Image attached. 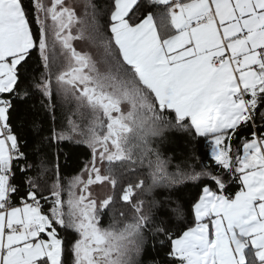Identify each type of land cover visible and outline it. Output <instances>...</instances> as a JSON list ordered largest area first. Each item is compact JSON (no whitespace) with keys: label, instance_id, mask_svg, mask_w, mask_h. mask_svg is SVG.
Returning a JSON list of instances; mask_svg holds the SVG:
<instances>
[{"label":"snow or ice","instance_id":"snow-or-ice-1","mask_svg":"<svg viewBox=\"0 0 264 264\" xmlns=\"http://www.w3.org/2000/svg\"><path fill=\"white\" fill-rule=\"evenodd\" d=\"M34 95L53 126L21 164L11 117ZM168 130L191 137L175 170ZM199 139L212 164L197 168ZM64 141L91 153L68 178L45 152ZM17 172H35L25 191ZM187 183L200 193L173 236L164 218L186 221L183 205L143 194ZM148 233L172 264H264V0H0V264H137Z\"/></svg>","mask_w":264,"mask_h":264},{"label":"trees","instance_id":"trees-1","mask_svg":"<svg viewBox=\"0 0 264 264\" xmlns=\"http://www.w3.org/2000/svg\"><path fill=\"white\" fill-rule=\"evenodd\" d=\"M94 2L103 9L107 3V0H94ZM103 19V18H102ZM26 76L30 80L32 76H39L43 71L42 66L37 62L36 54L33 53L32 60L26 66ZM23 87V85H22ZM65 110H61L59 107L56 111V127H60L65 123L64 115ZM259 115V114H257ZM33 121L39 123L40 127L44 129L37 135L36 128ZM11 124L15 130V133L19 137V142L22 150L26 153L28 159L27 161H21V164L31 163L36 164L38 162L37 157L33 154L34 147L40 137L46 136L48 134V129H50L53 124L51 117L39 106V97L34 95L27 100L19 101L16 105V110L13 111L11 117ZM246 131H241L240 135H246ZM191 139L186 133L179 132L177 130H168L163 139L157 140V144L161 150L162 155L165 157L174 158L173 166L170 170H175V164H183L186 157L189 155L187 151L188 141ZM196 150L192 153V163L197 166V168L203 165H210L212 161L210 160V148L207 142L199 139L195 141ZM45 152L48 154L51 161H55L57 152L59 153V165L60 173L64 178L71 177L77 174L84 163L90 159L91 153L90 149L83 143H77L76 141H64L61 142L57 148L53 145L48 148L45 145ZM117 175L121 174V166L119 163L116 165ZM145 178L146 177V169ZM27 175H35V172L21 174L17 172L15 183L20 185L21 191H25L27 185L24 183ZM134 180L135 177H132ZM235 186L232 185L228 188L229 192H233ZM200 193L199 187L194 183H187L181 185L178 188L172 190L171 192L165 189H156L151 194H143V198L146 201V205L149 201L155 199L164 201L165 205L168 207H175L176 201L183 205L186 210L187 220L178 221L174 216L169 214L164 219L166 220L165 227L169 232L175 236L177 232H180L188 223L192 221L191 206L198 198ZM170 197V199H167ZM116 209H120L121 205L118 202L115 206ZM110 219V213L106 214L104 217V223L107 225ZM64 235L65 233H61ZM146 242L142 248L140 255L137 257V264H172L168 253L170 251V241L164 235L148 233L146 234Z\"/></svg>","mask_w":264,"mask_h":264},{"label":"rangeland","instance_id":"rangeland-1","mask_svg":"<svg viewBox=\"0 0 264 264\" xmlns=\"http://www.w3.org/2000/svg\"><path fill=\"white\" fill-rule=\"evenodd\" d=\"M77 47L78 48H84V47H86V45L82 44V43H77ZM92 191L96 197L104 198L108 194L109 188L108 187H102V186H93Z\"/></svg>","mask_w":264,"mask_h":264}]
</instances>
